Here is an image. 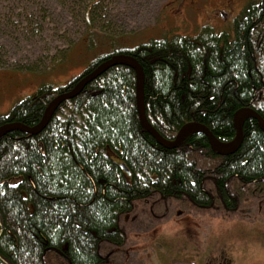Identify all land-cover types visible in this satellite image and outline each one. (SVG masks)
I'll return each instance as SVG.
<instances>
[{
  "label": "trees",
  "instance_id": "16d2710c",
  "mask_svg": "<svg viewBox=\"0 0 264 264\" xmlns=\"http://www.w3.org/2000/svg\"><path fill=\"white\" fill-rule=\"evenodd\" d=\"M102 1L86 2V30L76 42L89 59L81 77L113 55L135 58L145 75L148 121L166 141L193 122L230 144L242 108L264 120V0L251 2L224 31L206 26L185 37L160 30L134 46L96 29ZM78 78L66 87L44 85L16 102L0 115V127L36 126ZM242 132L241 147L226 156L214 153L200 132L166 148L141 126L135 71L111 67L65 101L37 135L14 130L0 137V255L12 264H50L52 254L62 264H104L102 244L123 246L122 217L153 197L235 211L240 198L231 182L264 185V130L251 117Z\"/></svg>",
  "mask_w": 264,
  "mask_h": 264
},
{
  "label": "rangeland",
  "instance_id": "374dc122",
  "mask_svg": "<svg viewBox=\"0 0 264 264\" xmlns=\"http://www.w3.org/2000/svg\"><path fill=\"white\" fill-rule=\"evenodd\" d=\"M69 1L0 0V115L44 85L67 86L84 70L89 59L76 42L86 30V2L95 0ZM251 1L103 0L94 26L122 35L123 46L158 37L160 30L196 37L206 26L224 31ZM57 63L64 68H54ZM229 188L240 198L235 211L220 203L199 210L160 197L136 203L122 217L125 244H102L104 264H264V185L234 181ZM49 259L62 264L54 254Z\"/></svg>",
  "mask_w": 264,
  "mask_h": 264
},
{
  "label": "water",
  "instance_id": "95a60500",
  "mask_svg": "<svg viewBox=\"0 0 264 264\" xmlns=\"http://www.w3.org/2000/svg\"><path fill=\"white\" fill-rule=\"evenodd\" d=\"M118 64H127L129 65L136 74V84H137V109L139 114V119L141 126L144 130H146L160 145L166 147V148H177L180 146L181 142L184 140L186 136L189 134L199 131L202 132L209 141V144L211 146V149L214 153L226 156L233 154L239 150V148L242 145L243 142V132H242V122L247 118H255L259 122V126L262 130H264V121L263 119L251 108H242L239 111H237L234 115V126L237 130L236 139L234 143L227 149H222L219 146V142L215 139L213 134L202 124L198 123H187L184 125L179 133L177 134L174 142L166 141L149 123L146 110H145V95H144V86H145V75L143 71L142 65L133 57L126 56V55H115L111 59L103 62L100 64L94 71L91 73L85 75L82 77L78 83L74 86L73 89L70 91H67L58 97H56L54 100L50 102L47 109L45 110L44 116L39 124H37L34 127H26L21 124H7L2 127H0V136H3L4 134L14 131V130H20L30 133L31 135H37L41 131L44 130V128L49 123L50 118L52 117L55 110L65 101L69 99H73L77 97L81 92H83L84 88L91 83L93 80L98 78L100 75H102L105 71L110 69L111 67L118 65ZM0 236L3 232V221L0 216ZM0 260L4 264H11L9 260L4 258L0 255Z\"/></svg>",
  "mask_w": 264,
  "mask_h": 264
},
{
  "label": "bare ground",
  "instance_id": "6f19581e",
  "mask_svg": "<svg viewBox=\"0 0 264 264\" xmlns=\"http://www.w3.org/2000/svg\"><path fill=\"white\" fill-rule=\"evenodd\" d=\"M219 146L221 147V148H226L227 147V145H224V144H219Z\"/></svg>",
  "mask_w": 264,
  "mask_h": 264
},
{
  "label": "flooded vegetation",
  "instance_id": "af4514ba",
  "mask_svg": "<svg viewBox=\"0 0 264 264\" xmlns=\"http://www.w3.org/2000/svg\"><path fill=\"white\" fill-rule=\"evenodd\" d=\"M257 1H260V0H257Z\"/></svg>",
  "mask_w": 264,
  "mask_h": 264
}]
</instances>
